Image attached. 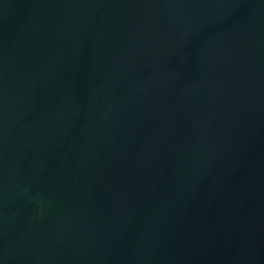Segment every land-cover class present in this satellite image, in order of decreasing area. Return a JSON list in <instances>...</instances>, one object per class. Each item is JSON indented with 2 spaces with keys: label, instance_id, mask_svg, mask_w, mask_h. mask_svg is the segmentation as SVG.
<instances>
[{
  "label": "water",
  "instance_id": "obj_1",
  "mask_svg": "<svg viewBox=\"0 0 264 264\" xmlns=\"http://www.w3.org/2000/svg\"><path fill=\"white\" fill-rule=\"evenodd\" d=\"M0 264H264V0H0Z\"/></svg>",
  "mask_w": 264,
  "mask_h": 264
}]
</instances>
